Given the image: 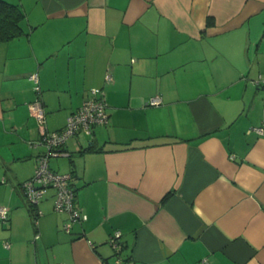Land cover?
Wrapping results in <instances>:
<instances>
[{
    "label": "crops",
    "instance_id": "obj_1",
    "mask_svg": "<svg viewBox=\"0 0 264 264\" xmlns=\"http://www.w3.org/2000/svg\"><path fill=\"white\" fill-rule=\"evenodd\" d=\"M4 1L24 34L0 42V264H264V0ZM94 88L108 123L49 161L86 220L65 233L50 190L35 226L28 105L59 131Z\"/></svg>",
    "mask_w": 264,
    "mask_h": 264
},
{
    "label": "built area",
    "instance_id": "obj_2",
    "mask_svg": "<svg viewBox=\"0 0 264 264\" xmlns=\"http://www.w3.org/2000/svg\"><path fill=\"white\" fill-rule=\"evenodd\" d=\"M29 79L34 84V91L37 95L40 93L38 85V76L33 73ZM104 81L109 83L112 81L111 74L105 73ZM158 98H151L150 105H158ZM30 115L34 118L37 125L41 128L39 140L31 142L30 146L42 147L43 151L36 156L35 168L32 176L22 184V191L25 200L32 206H37L43 200L48 191H54V205L56 212L65 213L68 215L67 222L63 225V231L70 233L74 224L86 220V216L81 213L78 207L74 204L75 195L71 188L70 174H59L52 171L49 167L51 158L61 155H66L61 148L64 146L67 139L73 137L78 131H83L90 134L94 127L105 126L108 123L107 104L105 102L103 91L100 88H94L90 91V96L85 99L75 113L69 115L66 119L63 129L54 132L44 130L46 116L43 104L39 97H36L33 102L28 105ZM258 134L264 133V129H254ZM8 208L0 206V222L5 224L8 221ZM39 211H36V216L32 219L33 224L37 226ZM121 233L116 231L110 237L109 243L113 249L119 248L118 240ZM35 239H38L36 234ZM5 248H8L6 243ZM61 264V263H56ZM116 264H121V261L116 260Z\"/></svg>",
    "mask_w": 264,
    "mask_h": 264
},
{
    "label": "trees",
    "instance_id": "obj_3",
    "mask_svg": "<svg viewBox=\"0 0 264 264\" xmlns=\"http://www.w3.org/2000/svg\"><path fill=\"white\" fill-rule=\"evenodd\" d=\"M23 18H24V13L19 6L15 4L7 3L4 0H0V42H8L24 34V31L20 26V23L23 20ZM62 148L61 151H63ZM71 186H72V176H71ZM71 188L73 189V187ZM28 206L31 211H34V213L32 214V219H33L36 216V211H37L36 207L30 204H28Z\"/></svg>",
    "mask_w": 264,
    "mask_h": 264
},
{
    "label": "rangeland",
    "instance_id": "obj_4",
    "mask_svg": "<svg viewBox=\"0 0 264 264\" xmlns=\"http://www.w3.org/2000/svg\"><path fill=\"white\" fill-rule=\"evenodd\" d=\"M60 160H62V162L65 161V159H60ZM55 162H56L55 159H52V160L50 161V165L53 166Z\"/></svg>",
    "mask_w": 264,
    "mask_h": 264
}]
</instances>
